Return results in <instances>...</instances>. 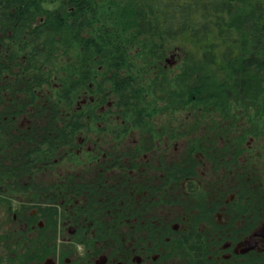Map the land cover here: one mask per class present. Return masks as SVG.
I'll return each mask as SVG.
<instances>
[{"label":"flooded vegetation","instance_id":"1","mask_svg":"<svg viewBox=\"0 0 264 264\" xmlns=\"http://www.w3.org/2000/svg\"><path fill=\"white\" fill-rule=\"evenodd\" d=\"M30 38L0 17V264H264L258 59L254 89L216 105L172 87L192 76L177 57L149 66L153 83L142 74L144 103L99 59L34 103L16 86L46 59Z\"/></svg>","mask_w":264,"mask_h":264},{"label":"trees","instance_id":"2","mask_svg":"<svg viewBox=\"0 0 264 264\" xmlns=\"http://www.w3.org/2000/svg\"><path fill=\"white\" fill-rule=\"evenodd\" d=\"M47 2L0 0L2 23L19 35L29 31L34 53L46 50L44 60L17 64L29 76L16 86L25 83L34 103L37 93L51 88L50 80L64 72L71 76L58 82L72 87L74 73L92 65L86 59H99L98 65L115 73L116 93L139 90L137 97L144 103L139 83L146 79L142 74L151 73L138 69L137 58L149 67L174 50L184 52L192 76L178 77L172 87L183 94L188 90L195 103L216 105L235 91L247 95L255 82L252 59H258L257 85L264 82V0H63L53 10L46 8ZM41 18L44 28H32ZM62 42L65 58L76 59L66 65L53 57ZM5 71L11 75L12 70ZM154 79L150 75L146 84Z\"/></svg>","mask_w":264,"mask_h":264},{"label":"rangeland","instance_id":"3","mask_svg":"<svg viewBox=\"0 0 264 264\" xmlns=\"http://www.w3.org/2000/svg\"><path fill=\"white\" fill-rule=\"evenodd\" d=\"M62 1L63 0H48V2H47V4H46V8H50V9H55V8H58L60 5H61V3H62ZM71 54V53H70ZM180 54H181V59H187L186 58V56H185V54H184V52H180ZM72 55H73V53H72ZM71 55V56H72ZM171 55V54H170ZM170 55H168L167 57H165V58H167V59H170ZM137 59H139L138 60V69H140L141 70V72H146V71H148V66H147V63H144V61H143V59H141V58H137ZM187 64H189V63H187ZM249 84V83H248ZM262 86V85H261ZM261 86H258V90H259V98L260 99H262L263 98V100H264V85L261 87ZM255 87V86H254ZM254 87L252 86L251 87V85H249V89H247V91H248V94L250 93V89L251 88H253L254 89ZM215 111H217V110H215Z\"/></svg>","mask_w":264,"mask_h":264},{"label":"water","instance_id":"4","mask_svg":"<svg viewBox=\"0 0 264 264\" xmlns=\"http://www.w3.org/2000/svg\"><path fill=\"white\" fill-rule=\"evenodd\" d=\"M175 57H177L178 59L181 58V54H180L179 50H176L175 53L173 55H171L170 59H175Z\"/></svg>","mask_w":264,"mask_h":264}]
</instances>
